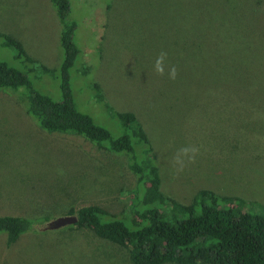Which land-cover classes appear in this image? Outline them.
Instances as JSON below:
<instances>
[{
	"label": "rangeland",
	"instance_id": "obj_1",
	"mask_svg": "<svg viewBox=\"0 0 264 264\" xmlns=\"http://www.w3.org/2000/svg\"><path fill=\"white\" fill-rule=\"evenodd\" d=\"M70 2L79 48L69 71L76 107L113 136L121 133L93 98L95 81L113 110L133 112L144 126L165 194L186 204L209 189L253 200L250 210L263 213L264 0ZM59 29L50 0H0V32L37 64H60ZM161 51L177 69L174 81L153 71ZM0 61L61 100L58 74L23 63L1 37ZM23 90H0V215L49 219L11 246L0 233V264H132L126 249L95 232L52 224L90 204L120 212L135 185L126 154L40 128ZM184 145L197 146L199 155L175 175L172 156Z\"/></svg>",
	"mask_w": 264,
	"mask_h": 264
},
{
	"label": "trees",
	"instance_id": "obj_2",
	"mask_svg": "<svg viewBox=\"0 0 264 264\" xmlns=\"http://www.w3.org/2000/svg\"><path fill=\"white\" fill-rule=\"evenodd\" d=\"M58 18L59 43L63 56L57 68L37 64L20 41L0 32L5 45L16 50V57L44 73L59 77L61 100L38 91L20 69L0 61V90L16 92L23 88L26 111L49 132L72 133L115 153L124 152L135 185L129 202L117 213L98 204L78 210L70 229H88L126 249L132 264H264V212L250 210L256 202L235 195H222L209 189L198 190L190 203H182L161 189V176L150 138L137 116L130 111H115L105 100L101 87L90 82L95 101L104 103L119 122L121 133L113 136L74 102L70 69L79 48L73 37L76 22L70 18V0H50ZM84 66V65H82ZM33 68V66H32ZM78 67L76 74L78 75ZM83 75H89L84 66ZM251 208V209H253ZM31 219L0 215V233L11 246L36 222Z\"/></svg>",
	"mask_w": 264,
	"mask_h": 264
},
{
	"label": "clouds",
	"instance_id": "obj_3",
	"mask_svg": "<svg viewBox=\"0 0 264 264\" xmlns=\"http://www.w3.org/2000/svg\"><path fill=\"white\" fill-rule=\"evenodd\" d=\"M153 71L161 76H167L170 80H175L178 76L175 65L168 63V54L165 51H161L154 62ZM199 148L195 145H184L176 149L172 156V165L174 174L179 175L184 172L188 165L194 164L196 158L199 155Z\"/></svg>",
	"mask_w": 264,
	"mask_h": 264
},
{
	"label": "water",
	"instance_id": "obj_4",
	"mask_svg": "<svg viewBox=\"0 0 264 264\" xmlns=\"http://www.w3.org/2000/svg\"><path fill=\"white\" fill-rule=\"evenodd\" d=\"M76 222V217L72 215H66L63 217H59L58 219L53 221V226L54 227H59L65 224H73Z\"/></svg>",
	"mask_w": 264,
	"mask_h": 264
}]
</instances>
